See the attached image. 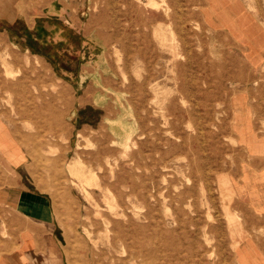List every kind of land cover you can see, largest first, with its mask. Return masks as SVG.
Returning a JSON list of instances; mask_svg holds the SVG:
<instances>
[{
    "label": "rangeland",
    "instance_id": "rangeland-1",
    "mask_svg": "<svg viewBox=\"0 0 264 264\" xmlns=\"http://www.w3.org/2000/svg\"><path fill=\"white\" fill-rule=\"evenodd\" d=\"M156 1L0 0V137L20 154L0 150V191L52 198L63 264H241L246 244L264 256V0H221L215 22L209 0ZM69 26L68 44L36 32ZM75 162L93 184L70 176ZM16 223L0 202V255Z\"/></svg>",
    "mask_w": 264,
    "mask_h": 264
},
{
    "label": "crops",
    "instance_id": "crops-1",
    "mask_svg": "<svg viewBox=\"0 0 264 264\" xmlns=\"http://www.w3.org/2000/svg\"><path fill=\"white\" fill-rule=\"evenodd\" d=\"M48 12L52 14L51 10ZM53 12L60 16H49L50 19L66 21L62 13ZM67 23L70 24L69 21ZM36 32L41 40H45L43 43L46 46L52 42L59 45L61 43L68 44L77 34V30L72 26H69L68 29L55 30L54 34L52 32L48 34L46 30ZM84 37H87L84 41L87 46L90 36L85 35ZM97 59L99 62H103V58H100L99 55ZM7 132L6 124L0 120V134ZM8 142L13 145V141ZM13 165L16 166V164ZM0 202L18 220V223L15 224V242L11 243V248L8 251L0 255V264H63L65 260L57 209L49 195L33 191L16 181L1 189ZM240 259L241 264H264V256L260 249L248 244L241 247Z\"/></svg>",
    "mask_w": 264,
    "mask_h": 264
},
{
    "label": "bare ground",
    "instance_id": "bare-ground-1",
    "mask_svg": "<svg viewBox=\"0 0 264 264\" xmlns=\"http://www.w3.org/2000/svg\"><path fill=\"white\" fill-rule=\"evenodd\" d=\"M143 3H145V5H146V7L147 8H151V9H156V10H158L159 8H160V4L156 1V0H141ZM210 1V8H209V10H206L205 11V16H206V18H207V20L209 21H213L214 20V22L215 21H217V19H216V16H217V14H218V12H217V10H215V7H220L221 5H220V1L221 0H209ZM141 2V3H142ZM162 9H164V8H162ZM209 11L211 12V13H209ZM210 15H212L213 17H211ZM125 29V28H124ZM7 72L8 73H10L8 70H7ZM97 83H98V81H97ZM187 91V86L185 87V83L183 82V83H181V86H180V88H179V91ZM121 93V92H120ZM125 93V92H124ZM128 95V94H127ZM124 99V98H123ZM125 102V101H124ZM76 105V104H75ZM77 106V105H76ZM128 106V105H127ZM73 111H74V109H73ZM170 111V110H169ZM72 112V111H71ZM74 114V113H73ZM72 114V115H73ZM130 115H131V113H130ZM133 116V115H132ZM70 117V116H69ZM70 119V118H69ZM119 126H120V128H121V134H122V138H121V143H122V145L124 144H128L129 143V140H130V134H128L127 133V131H126V128H125V126H124V123L121 121L120 122V124H119ZM76 135V134H75ZM0 143L2 144H0V150H1V152H3V153H5V154H7V149H8V154H10L11 155V152H13V153H15V157H18L20 154H17L18 152H19V148H17L14 144L13 145H10V143L8 142V141H6V140H0ZM255 146V145H254ZM69 169H70V176L71 175H74V176H77V177H79V179H83V181H85L86 183H88V184H93L92 182H95L96 180H94L93 179V177H90V178H88L86 175H85V173L83 172V166L81 165V164H79V163H77V162H75L74 164H71L70 165V167H69ZM247 172V171H246ZM227 176V175H226ZM249 177L250 176V173L249 172H247V174H246V177ZM76 177V178H77ZM228 177V176H227ZM97 179V178H96ZM94 180V181H93ZM98 180V179H97ZM220 180V179H219ZM217 182H218V180H217ZM220 183V182H219ZM218 183V184H219ZM223 185L226 187V189H227V191L228 192H231L232 190H231V183H230V181H228V180H226V181H224L223 182ZM231 186V187H230ZM219 188L218 189H220V186H218ZM73 189V188H72ZM232 189H233V187H232ZM234 190V189H233ZM246 191H247V187H246ZM226 192V191H225ZM234 193H235V191H234ZM228 194H230V193H228ZM241 194V193H240ZM110 196H112V195H110ZM227 196H229V195H227ZM225 197V196H224ZM237 198V197H236ZM115 199V198H114ZM230 199H231V196H230ZM107 200H109V199H107ZM224 200V199H223ZM106 202H109V201H106ZM105 202V203H106ZM230 202V201H229ZM96 203V202H95ZM231 203V202H230ZM230 203H228V204H230ZM110 205V204H109ZM224 205V204H223ZM227 206V205H226ZM226 206H224V207H226ZM223 207V206H222ZM224 207H223V209H224ZM264 207V206H263ZM100 208V207H99ZM226 209H227V207H226ZM225 210V209H224ZM223 210V211H224ZM217 214V213H216ZM208 216V215H207ZM226 217H227V219H228V223H229V225L228 226H230V228H231V230H232V234H233V236H234V238H235V244L236 245H238L239 243H240V240L238 239V237L241 235V233H242V231H241V227H242V225H241V223H240V221H239V218H238V216L237 215H235V214H233V213H231L230 211H229V209L227 210V213H226ZM209 218V217H208ZM225 218V217H224ZM226 219V218H225ZM231 230H230V233H231ZM88 238V237H87ZM108 239V238H107ZM221 242V241H220ZM123 246V245H122ZM231 247V246H230ZM141 255H142V257L145 255V252L144 251H141Z\"/></svg>",
    "mask_w": 264,
    "mask_h": 264
}]
</instances>
